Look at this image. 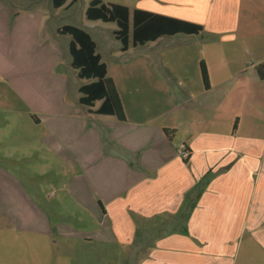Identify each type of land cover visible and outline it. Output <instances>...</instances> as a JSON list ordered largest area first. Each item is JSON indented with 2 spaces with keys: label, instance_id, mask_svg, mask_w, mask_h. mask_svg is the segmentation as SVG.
Wrapping results in <instances>:
<instances>
[{
  "label": "crops",
  "instance_id": "0c3cea01",
  "mask_svg": "<svg viewBox=\"0 0 264 264\" xmlns=\"http://www.w3.org/2000/svg\"><path fill=\"white\" fill-rule=\"evenodd\" d=\"M8 1L0 0V45L37 62L41 114L12 103L0 74V216L11 207L21 213L18 203L51 223L40 206L54 195L43 187H62L67 221L85 223L70 235L145 254L138 264H264V80L256 72L264 62V0H193L196 8L184 0L117 3L203 26L127 51L115 38L112 54L87 31L125 121L97 114L102 102L81 103L91 81L72 67V37L58 33L70 24L50 23L54 11L20 12ZM50 2L58 12L77 0L58 9ZM40 125L41 135L28 133ZM182 145L190 159L181 158Z\"/></svg>",
  "mask_w": 264,
  "mask_h": 264
},
{
  "label": "rangeland",
  "instance_id": "374dc122",
  "mask_svg": "<svg viewBox=\"0 0 264 264\" xmlns=\"http://www.w3.org/2000/svg\"><path fill=\"white\" fill-rule=\"evenodd\" d=\"M102 1L105 3H123L129 6H135L138 2V0ZM184 2H190L187 4L192 6L196 5L193 0H184ZM7 4L21 8L20 12H29L30 8H38L39 11L43 9L47 13L50 10L54 11L58 14V17L51 18L50 23L70 24L86 31L89 30L90 34H93L97 40L103 54L114 53V49L120 45L113 34V31L118 28L115 23L105 24L99 22L96 24L87 20L85 12L90 0H77V3L69 11L58 12L52 9L50 0H38L37 2L9 0ZM194 7L196 8V6ZM183 9L186 12L193 11V8L187 5ZM3 46V51L0 52V55L3 56L0 62V74L12 86V88H6L7 97L12 103L22 101L30 110L33 108L34 113L41 114L37 110V105L41 104V71L37 72V69H32V66L37 62L25 61L19 58L16 53L12 55L5 45H0V48ZM37 74L40 75L39 80L36 78ZM61 74L66 79L64 72ZM68 78L72 84L74 81L79 83V78L73 77V75L69 74ZM2 89L4 88L2 87ZM47 98L50 97L47 96ZM1 117L3 118V116ZM4 117L30 119L27 113H16L15 115L14 113H8ZM9 129L11 128L9 127ZM28 129L29 134L41 135V125L32 128L29 126ZM27 160L30 163L33 161V163L38 164L39 162L36 157H33V160L29 157ZM43 189L44 193L52 192L54 195L53 200L41 199L40 206V209L49 216L51 223L44 221L41 216L39 217L41 221H36L35 216L30 214L26 207H21L18 203L13 206H17L21 213H17L11 207L12 210L7 217L0 216V264H138L142 258H145L143 253L121 248L116 244L87 243L84 240H79L76 236H71V232L76 234L77 231L74 230H80L85 223L79 222L78 224L77 222L70 223V221H67L66 213L69 207L66 206L68 200L66 190L62 187L54 189L49 186L43 187ZM60 201L62 204H60ZM54 205L56 206L52 207ZM52 208L59 215L51 214L50 210Z\"/></svg>",
  "mask_w": 264,
  "mask_h": 264
},
{
  "label": "trees",
  "instance_id": "16d2710c",
  "mask_svg": "<svg viewBox=\"0 0 264 264\" xmlns=\"http://www.w3.org/2000/svg\"><path fill=\"white\" fill-rule=\"evenodd\" d=\"M55 8L63 7L67 0H52ZM86 17L90 21L115 23L118 29L114 36L122 43V50L127 51L130 45L144 46L155 42L163 36L179 33L199 34L203 26L193 22L135 10L117 3H104L101 0H90L86 10ZM61 35H70V54L72 67L77 71L80 79L91 81L81 88V103L94 107L96 102H102L95 111L97 114L113 115L120 121L126 120V115L114 81L108 76V66L102 61L97 52V43L84 29L77 26H64L58 30ZM202 78L208 87V74L204 64L201 65ZM256 72L264 80V62L256 67ZM190 152V151H189Z\"/></svg>",
  "mask_w": 264,
  "mask_h": 264
},
{
  "label": "built area",
  "instance_id": "2783aa9c",
  "mask_svg": "<svg viewBox=\"0 0 264 264\" xmlns=\"http://www.w3.org/2000/svg\"><path fill=\"white\" fill-rule=\"evenodd\" d=\"M179 152H180V156H181V158L182 159H190V157H191V152H189L187 149H186V147L184 146V145H182L181 147H180V150H179Z\"/></svg>",
  "mask_w": 264,
  "mask_h": 264
}]
</instances>
